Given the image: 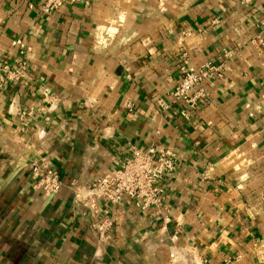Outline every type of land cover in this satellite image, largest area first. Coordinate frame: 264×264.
<instances>
[{"label":"crops","instance_id":"crops-1","mask_svg":"<svg viewBox=\"0 0 264 264\" xmlns=\"http://www.w3.org/2000/svg\"><path fill=\"white\" fill-rule=\"evenodd\" d=\"M44 2L0 0V264H264V0ZM184 59L224 70L189 118ZM148 147L177 161L162 207L124 201L103 243L72 186Z\"/></svg>","mask_w":264,"mask_h":264},{"label":"built area","instance_id":"built-area-1","mask_svg":"<svg viewBox=\"0 0 264 264\" xmlns=\"http://www.w3.org/2000/svg\"><path fill=\"white\" fill-rule=\"evenodd\" d=\"M71 1L45 0L42 9L48 13ZM261 22L264 25V16ZM180 72V80L170 96L174 103L181 105V115L189 118V110L202 106L208 96L204 83H215L223 76L224 70L222 65L211 61L196 67L184 59ZM128 107L132 108L130 104ZM176 165V157L168 149L131 148L129 155L106 168L90 183L73 184L75 199L102 216L94 225L99 240L103 243L110 240L116 223L113 214L120 209L124 201H128L142 212L151 208H156L159 212L162 207L163 184ZM29 169L34 189L41 190L47 196H53L62 189L60 173L48 160H35L30 163ZM168 219L165 217V222Z\"/></svg>","mask_w":264,"mask_h":264}]
</instances>
